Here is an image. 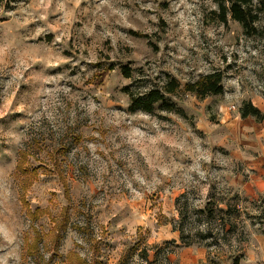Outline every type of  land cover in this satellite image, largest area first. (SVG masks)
I'll return each mask as SVG.
<instances>
[{"label":"rangeland","instance_id":"374dc122","mask_svg":"<svg viewBox=\"0 0 264 264\" xmlns=\"http://www.w3.org/2000/svg\"><path fill=\"white\" fill-rule=\"evenodd\" d=\"M213 71L221 94L179 93L171 111L132 110L123 91ZM244 102L264 107V38L221 22L215 0H0V264H170L161 245L178 240L180 211L209 231L191 248L241 259L264 231L250 162L264 122L241 118ZM218 203L246 211L227 216L234 232L198 213Z\"/></svg>","mask_w":264,"mask_h":264},{"label":"trees","instance_id":"16d2710c","mask_svg":"<svg viewBox=\"0 0 264 264\" xmlns=\"http://www.w3.org/2000/svg\"><path fill=\"white\" fill-rule=\"evenodd\" d=\"M215 2L218 5V16L221 22H226L227 17H229L232 21L241 26L245 35L249 37L259 36L264 38V28H260L257 25L260 16L264 13V0H215ZM122 72L126 78L131 76V71L128 66H124L122 68ZM222 80L223 73L221 71H213L200 76L193 82H187L183 85H181L176 78L168 76L161 87L149 88L142 95H134L131 91H129L128 87H124L123 91L128 97L130 109L153 113L155 109H165L168 111L174 110V108H176V103L172 100V98L176 97L179 93L193 95L199 99L219 95L223 92ZM238 112L240 117L243 119L251 117L257 122H264V111L254 106L251 102H244L239 107ZM20 158L21 159L18 162V165L21 167L25 161V152L20 153ZM233 198H239V195L236 193ZM219 204L221 203L213 206H209L207 204L203 208L199 209L198 213L206 218L218 219L219 222H221V224H219L220 231L226 230L225 228L227 226L228 232H234L238 225H236L234 221H231L227 216L235 215L234 218H240L242 215H246V211L239 208V205L236 203L231 206L226 204L225 208ZM216 213L221 215L218 217L216 216ZM247 214L249 213L247 212ZM178 215V222L173 224L172 227V231L178 233V240H166L163 241L161 245L164 252V259L166 261H169V256L175 253L176 250L197 245L199 244V239L203 240L209 237V231H195L193 233L192 231L185 229L183 226L185 212L180 211ZM68 221V214H65L63 220L57 226V229H59V231H57L61 232L66 230ZM262 233L264 234V231ZM191 234L192 237H196L197 239L190 241L189 239L191 238ZM238 240L239 242L244 241V239L239 237ZM155 248H158V246H155ZM136 250L140 257L146 259L147 250ZM157 257L158 252L155 253L153 260L155 261ZM77 259L79 262L81 261L79 257H77ZM232 261L233 264H238V257H235Z\"/></svg>","mask_w":264,"mask_h":264},{"label":"crops","instance_id":"0c3cea01","mask_svg":"<svg viewBox=\"0 0 264 264\" xmlns=\"http://www.w3.org/2000/svg\"><path fill=\"white\" fill-rule=\"evenodd\" d=\"M259 109L264 111V107ZM250 159L251 165L258 170L260 175L264 176V149L260 153L254 154ZM174 240L176 239L174 238ZM177 252L178 254H176ZM240 256L238 264H264V234L256 230L245 242ZM209 259V255L204 249L191 247L180 248L169 256L170 264H212Z\"/></svg>","mask_w":264,"mask_h":264},{"label":"built area","instance_id":"2783aa9c","mask_svg":"<svg viewBox=\"0 0 264 264\" xmlns=\"http://www.w3.org/2000/svg\"><path fill=\"white\" fill-rule=\"evenodd\" d=\"M231 109L233 110V109H235V107H234V106H232V107H231Z\"/></svg>","mask_w":264,"mask_h":264}]
</instances>
